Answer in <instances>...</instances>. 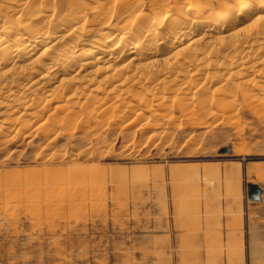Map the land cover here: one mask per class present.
<instances>
[{
  "label": "rangeland",
  "instance_id": "374dc122",
  "mask_svg": "<svg viewBox=\"0 0 264 264\" xmlns=\"http://www.w3.org/2000/svg\"><path fill=\"white\" fill-rule=\"evenodd\" d=\"M78 1L86 10L72 42L85 50L134 12L183 8L191 18V6L219 0ZM0 5L18 11L19 22L43 11L47 18L35 20L40 30L71 10L70 0ZM256 16L264 11L222 37L247 35ZM257 26L264 30V20ZM168 52L156 59L179 58ZM254 53L264 59V51ZM44 82L0 100V264H264V91L252 89L259 100L249 93V103L232 86L224 94L200 83L185 94L134 88L126 95L107 86L96 92L95 83L76 96L82 80L75 69L48 73ZM51 89L57 95L47 98ZM70 98L80 104L68 105ZM12 124L24 128L15 136L4 129ZM249 184L263 190L261 202L249 200Z\"/></svg>",
  "mask_w": 264,
  "mask_h": 264
},
{
  "label": "bare ground",
  "instance_id": "6f19581e",
  "mask_svg": "<svg viewBox=\"0 0 264 264\" xmlns=\"http://www.w3.org/2000/svg\"><path fill=\"white\" fill-rule=\"evenodd\" d=\"M69 7L71 10L67 18L62 19L55 26L47 22L40 30L35 20L47 18V14L42 13L43 11L38 13L33 10L34 12L31 11L33 18L25 21L21 19L19 22L14 19L18 11L0 5V100L19 94V90L27 91L33 89L35 85L44 84L48 73L53 72L63 76L71 69L73 71L75 69L76 76L82 80L79 85L81 90L79 91L78 87L75 88L76 96L78 92L83 95L85 89L94 86L97 83L94 78L98 79L102 73H105L103 81L92 88L96 92H100V89L104 87L106 89L107 86L112 87L114 92L126 95L132 94L131 91L134 88L146 89L145 91L149 90L152 93L154 90L155 92L156 90L173 91L176 88L175 92L185 94L186 91L190 92V89L202 83L201 86L205 88L215 86L219 93L224 90L222 94L232 86L235 88L234 92L232 88L230 90L233 96L235 92L240 91L244 97L248 98H245L244 102H249L252 100L250 99L253 94L250 93L252 89L264 91L263 86H260V83L264 82L259 79H263L264 72L261 68L258 69L264 66V59L260 61L253 59L255 51H264V30L257 26L264 17H254L250 23L251 31L245 36L240 38L235 36L234 40L231 39L232 41H228L229 37L228 42L226 37H222L243 20H249V16L258 11H264V0L246 2L219 0L217 7H213L211 3L196 4L191 6V18L185 15L186 12L188 14V10L184 11L183 8L174 15L171 10L157 11L153 16L134 12L127 25L124 24L114 31L101 33V37L95 41V46L85 50H78L72 38L82 30L80 18L86 9L78 0H70ZM213 35L217 36L214 38ZM167 51H175L179 58L167 63L156 59ZM71 57L74 60L72 67L63 70L62 65ZM149 59L153 60L143 64V60ZM216 70L223 72L222 76L219 72L213 73ZM39 72H41L39 79L33 80ZM250 75L259 77L260 82L254 79L247 81L246 78ZM249 78L251 79V76ZM76 83L75 80H66L68 87H73ZM63 84H65L64 81ZM118 88L121 89L120 92L117 91ZM201 90L197 95L200 96L203 92ZM172 91L167 92L172 93ZM56 93L52 89L49 90L46 92L47 98ZM249 93L250 96H248ZM254 95H252L253 98H256L257 96ZM180 98L177 96L176 101H182ZM194 99L193 97L192 100ZM256 99L259 100V98ZM70 100L72 98L67 100L68 105L80 104V99L76 103H70ZM204 104L207 102L205 101ZM32 106L30 108H33ZM27 107L24 109L25 114L28 113ZM33 109L36 110V108ZM35 110L32 114H28V117L38 116L39 109ZM13 124L7 125L4 129L11 133L16 132V136L24 127L17 129V132Z\"/></svg>",
  "mask_w": 264,
  "mask_h": 264
},
{
  "label": "water",
  "instance_id": "95a60500",
  "mask_svg": "<svg viewBox=\"0 0 264 264\" xmlns=\"http://www.w3.org/2000/svg\"><path fill=\"white\" fill-rule=\"evenodd\" d=\"M229 150H224L222 153H229ZM263 196V190L254 184L248 185V198L251 202H261Z\"/></svg>",
  "mask_w": 264,
  "mask_h": 264
}]
</instances>
